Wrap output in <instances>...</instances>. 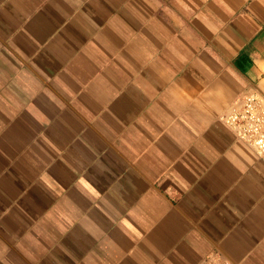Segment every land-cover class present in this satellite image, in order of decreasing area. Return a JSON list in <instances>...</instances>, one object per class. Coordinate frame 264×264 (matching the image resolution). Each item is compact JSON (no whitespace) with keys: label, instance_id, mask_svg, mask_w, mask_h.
Wrapping results in <instances>:
<instances>
[{"label":"crops","instance_id":"1","mask_svg":"<svg viewBox=\"0 0 264 264\" xmlns=\"http://www.w3.org/2000/svg\"><path fill=\"white\" fill-rule=\"evenodd\" d=\"M263 86L264 0H0V264H264Z\"/></svg>","mask_w":264,"mask_h":264},{"label":"built area","instance_id":"2","mask_svg":"<svg viewBox=\"0 0 264 264\" xmlns=\"http://www.w3.org/2000/svg\"><path fill=\"white\" fill-rule=\"evenodd\" d=\"M241 141L264 159V86L238 95L220 116ZM201 264H231L220 256H209Z\"/></svg>","mask_w":264,"mask_h":264}]
</instances>
